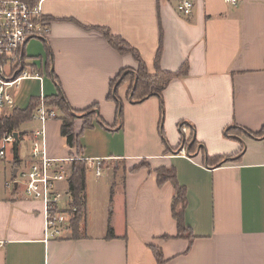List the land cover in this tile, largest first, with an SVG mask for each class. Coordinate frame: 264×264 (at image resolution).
Instances as JSON below:
<instances>
[{"label":"crops","instance_id":"0c3cea01","mask_svg":"<svg viewBox=\"0 0 264 264\" xmlns=\"http://www.w3.org/2000/svg\"><path fill=\"white\" fill-rule=\"evenodd\" d=\"M31 1L41 4L50 21L49 36L25 47L31 68L55 84L46 95L45 80L44 95L65 94L76 112L98 107L90 128L84 129L81 116L75 122L79 148H72L61 135L63 113L52 106L58 118L46 124L47 153L54 159L105 160L121 190L110 202L96 191L104 219L90 226L86 175L78 232L70 227L63 238L47 241L44 205L4 186L21 164L31 162L32 134L41 127L31 119L21 123L15 132L20 143L0 160V264H159L152 247L161 249L165 264H264V136H256L264 130V0H192L191 16L179 11L181 0ZM95 28L108 29L137 50L151 76L161 47L163 71L177 73L188 64V72L172 80L161 98L138 104L128 97L129 85L122 86L118 126L111 85L139 62ZM32 81L41 93V83ZM21 89L14 110L24 111L40 93L27 98ZM190 138L198 144L191 154ZM206 156L214 159L211 165ZM67 166L69 177L61 184L66 199L73 171L72 163ZM170 167L186 189L184 219L192 240L178 238L175 184L157 181V170Z\"/></svg>","mask_w":264,"mask_h":264},{"label":"built area","instance_id":"2783aa9c","mask_svg":"<svg viewBox=\"0 0 264 264\" xmlns=\"http://www.w3.org/2000/svg\"><path fill=\"white\" fill-rule=\"evenodd\" d=\"M193 9L192 0H181L179 11L183 15L191 16ZM49 32L50 21L44 17L41 4L0 0V132L4 119L16 107L14 94L23 82L37 80L41 83L39 104L31 119L41 127L32 134L31 162L21 164L17 168V174L6 180L4 186L12 192L21 191L28 201H39L44 205L47 241L63 238L77 217L78 209L72 206V198L66 199L69 195L61 189V184L69 177L67 164L79 161L76 158L54 159L47 153L46 124L57 119L58 113L47 103L43 89L44 76L29 65L25 47L31 39L47 38ZM15 135L17 134L13 132H4L0 139V160L5 159L8 151L20 143ZM184 153L186 151L182 150L180 154ZM86 161L90 169H96L97 177H102L105 160L97 158Z\"/></svg>","mask_w":264,"mask_h":264},{"label":"trees","instance_id":"16d2710c","mask_svg":"<svg viewBox=\"0 0 264 264\" xmlns=\"http://www.w3.org/2000/svg\"><path fill=\"white\" fill-rule=\"evenodd\" d=\"M30 4H35V1L31 0H22ZM97 31L102 33L105 38L108 40L109 44L114 47L118 52L122 54H132L134 58L139 62L138 70L125 69L116 77V80L112 82L111 91L109 98L114 101L117 105V123L118 126H123V117H124V108L123 103L119 97V90L122 86L129 85V94L131 102L138 104V102H143L152 96L162 97L164 90L167 88V85L176 78H182L183 75H186L188 72V64L182 67V70L174 73L170 71H163L160 67V59L162 55V47L159 49L156 56V74L150 75L148 67L145 62L140 57V54L137 50L131 47L125 40L118 38L112 35L108 29L95 28ZM47 103L51 106L56 107L63 113L61 135L67 139V143L70 147H78V136L76 134V124L75 122L81 116L85 119L84 129L90 128L92 126L91 120L96 115L97 106H94L92 110L86 112H76L71 109L65 94L59 93L58 96L47 97ZM39 104V99L33 98L31 104L26 110H14L12 116L4 120L2 124V130L0 132V139L2 138L4 132H18L20 124L32 119V116L35 112L37 105ZM103 126L106 127L105 123L100 121ZM259 136H264V130L259 133ZM187 150L189 153L196 152L198 148L197 142L191 138L186 143ZM79 148V147H78ZM207 164L211 165L213 160L212 158L206 156ZM140 167L146 166L145 164H140ZM88 162L84 160L74 161L72 163V176L69 178V194L73 200L72 206L78 209L77 217L74 222L71 224L72 230L76 234L78 232V226L80 219L82 217V211L85 205V192H86V175L88 172ZM177 174L174 167L162 168L157 170V181L161 186L169 183L170 181L175 184V198L173 201L172 212L175 220L177 221L178 227V238L190 239L194 238L193 232L189 226L185 223L184 215L187 205V196L186 189L182 187L176 180ZM114 236V231L111 229L110 238ZM168 239V238H166ZM190 249V248H189ZM188 249V250H189ZM151 250L155 258L158 260L159 264H165V259L163 257L162 251L160 248L152 247ZM187 250V251H188Z\"/></svg>","mask_w":264,"mask_h":264},{"label":"rangeland","instance_id":"374dc122","mask_svg":"<svg viewBox=\"0 0 264 264\" xmlns=\"http://www.w3.org/2000/svg\"><path fill=\"white\" fill-rule=\"evenodd\" d=\"M32 45V44H30ZM29 45V46H30ZM30 53V55L33 53L34 50L31 49V47L27 49ZM36 64L39 66L42 65V59L41 57H38L34 59ZM139 68V67H138ZM137 68V70H138ZM136 70V71H137ZM46 77V74H45ZM47 80L46 87H45V93L46 95L52 94L53 91L56 90L55 84L52 82L51 79H48L47 77L45 78ZM22 95L27 98H32V96H38L40 93V85L36 83L35 81H25L22 84V89H21ZM191 139V138H190ZM188 139V141L190 140ZM9 155L11 154V150L8 151ZM21 155L23 156L25 152L23 149L20 151ZM114 171H111L109 169H104L103 170V175L102 177H97L96 175V169H90L87 173V184H88V198L90 199V210H89V218H88V224L90 226L94 225L95 227L98 223H103L104 215L102 214V204L99 202V200L96 197V191H100L101 193L106 195L107 201L110 202L113 198V194L115 192H120L121 186L120 185H115L117 184L114 179ZM110 180V181H109ZM115 186L114 189H112ZM98 205H100V210H98ZM114 205H111L110 209H113ZM112 214H114L112 212ZM117 216V213H115Z\"/></svg>","mask_w":264,"mask_h":264},{"label":"water","instance_id":"95a60500","mask_svg":"<svg viewBox=\"0 0 264 264\" xmlns=\"http://www.w3.org/2000/svg\"><path fill=\"white\" fill-rule=\"evenodd\" d=\"M15 137L17 138V135H15Z\"/></svg>","mask_w":264,"mask_h":264}]
</instances>
